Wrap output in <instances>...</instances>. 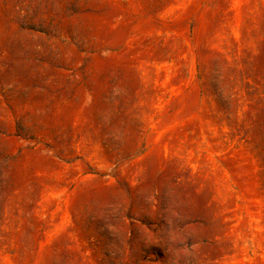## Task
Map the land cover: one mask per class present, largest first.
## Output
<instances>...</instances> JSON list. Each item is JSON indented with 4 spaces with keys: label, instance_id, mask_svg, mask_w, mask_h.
<instances>
[{
    "label": "rangeland",
    "instance_id": "374dc122",
    "mask_svg": "<svg viewBox=\"0 0 264 264\" xmlns=\"http://www.w3.org/2000/svg\"><path fill=\"white\" fill-rule=\"evenodd\" d=\"M0 264H264V0H0Z\"/></svg>",
    "mask_w": 264,
    "mask_h": 264
}]
</instances>
